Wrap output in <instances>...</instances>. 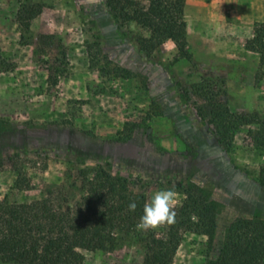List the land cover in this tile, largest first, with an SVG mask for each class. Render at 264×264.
<instances>
[{
  "label": "rangeland",
  "instance_id": "obj_1",
  "mask_svg": "<svg viewBox=\"0 0 264 264\" xmlns=\"http://www.w3.org/2000/svg\"><path fill=\"white\" fill-rule=\"evenodd\" d=\"M30 1L42 11L24 42L17 13L25 0H0V200L31 202L54 186L72 205L80 171L99 166L147 202L174 188L175 209L196 184L216 209V230L212 242L185 233L174 264L214 260L236 219L264 220L263 159L249 135L257 126L241 127L227 153L183 95L213 80L232 112L264 117V71L246 49L264 23V0H185L192 59L179 61L172 41L147 54L150 33L120 27L104 0ZM18 171L30 189L15 190ZM83 255L81 264H143L138 246Z\"/></svg>",
  "mask_w": 264,
  "mask_h": 264
},
{
  "label": "trees",
  "instance_id": "obj_2",
  "mask_svg": "<svg viewBox=\"0 0 264 264\" xmlns=\"http://www.w3.org/2000/svg\"><path fill=\"white\" fill-rule=\"evenodd\" d=\"M104 1L120 27L135 23L150 33L149 45L144 46L147 54L172 41L178 51L177 61L192 59L184 18L185 0ZM41 11L38 3L30 0L20 3L17 22L24 42ZM52 39L41 36L42 42L47 40L52 44ZM246 49L258 55L259 66L264 71V23L255 25ZM63 56L67 59L65 52ZM50 78L57 84L56 76L52 74ZM223 94L219 84L209 79L183 91L227 153L232 150L235 134L241 127L257 126L249 135L254 151L263 159L256 180L264 187V117L232 112L223 101ZM80 176V197L72 205L65 193L54 186H48L41 199L31 202H12L7 197L0 200L1 262L81 264L84 251L115 252L138 246L143 264H174L185 233L206 235L212 242L216 209L200 186L191 184L182 189L185 199L175 209V221L164 224L158 233L137 228L147 199L132 190L127 178L114 176L103 166L82 169ZM30 188V181L18 171L15 190ZM132 202L137 205L135 211L129 210ZM205 264H264V220L236 219L227 230L217 258Z\"/></svg>",
  "mask_w": 264,
  "mask_h": 264
},
{
  "label": "clouds",
  "instance_id": "obj_3",
  "mask_svg": "<svg viewBox=\"0 0 264 264\" xmlns=\"http://www.w3.org/2000/svg\"><path fill=\"white\" fill-rule=\"evenodd\" d=\"M178 193L174 188L163 189L155 192L149 202L143 207V215L140 218L137 228L140 230L156 229L164 224H171L175 221V207L178 202ZM135 202L129 204V210L135 211Z\"/></svg>",
  "mask_w": 264,
  "mask_h": 264
}]
</instances>
